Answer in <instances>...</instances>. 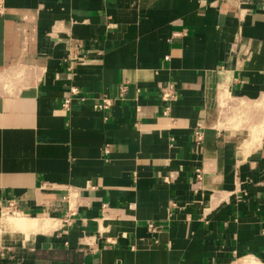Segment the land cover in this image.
Masks as SVG:
<instances>
[{
    "label": "crops",
    "instance_id": "1",
    "mask_svg": "<svg viewBox=\"0 0 264 264\" xmlns=\"http://www.w3.org/2000/svg\"><path fill=\"white\" fill-rule=\"evenodd\" d=\"M0 6V264H264V0Z\"/></svg>",
    "mask_w": 264,
    "mask_h": 264
},
{
    "label": "built area",
    "instance_id": "2",
    "mask_svg": "<svg viewBox=\"0 0 264 264\" xmlns=\"http://www.w3.org/2000/svg\"><path fill=\"white\" fill-rule=\"evenodd\" d=\"M1 7V6H0ZM179 32H175V34H178ZM165 57H168V55H166ZM159 88H160V95L167 99V98H173L174 95H175V92L174 91V84L173 83H168L167 85H159ZM72 91L75 92L76 89L75 88H72ZM125 91H126V84H120L119 86V94L121 96H123L125 94ZM68 101H69V98H65L64 99V105L67 106L68 105ZM111 104V98L108 97V96H101V98L99 100H97L95 103H94V106L96 108H107L109 105ZM169 107L167 106L165 111H167ZM198 138H201V135H197ZM171 174H169V176L165 177V178H168L170 177ZM7 208L10 209L11 212H15L16 209H15V205L13 203V201H9L8 203V206ZM156 222L154 221H148L147 222V227L149 228V230L151 231H156L157 230V226L155 224ZM154 241H157V238L155 237L154 238Z\"/></svg>",
    "mask_w": 264,
    "mask_h": 264
},
{
    "label": "bare ground",
    "instance_id": "3",
    "mask_svg": "<svg viewBox=\"0 0 264 264\" xmlns=\"http://www.w3.org/2000/svg\"><path fill=\"white\" fill-rule=\"evenodd\" d=\"M13 214H17V213L14 212ZM29 220H30L29 218H25L23 216L13 217V218L12 217H8L6 222L12 227H17V228L23 229V228H25V224L29 223ZM243 262H244V260H243ZM248 262H249V260H248ZM244 263H242V261L240 260V261L236 262L235 264H244Z\"/></svg>",
    "mask_w": 264,
    "mask_h": 264
},
{
    "label": "rangeland",
    "instance_id": "4",
    "mask_svg": "<svg viewBox=\"0 0 264 264\" xmlns=\"http://www.w3.org/2000/svg\"><path fill=\"white\" fill-rule=\"evenodd\" d=\"M21 215H18V214H13L11 211H10V209L9 208H4V209H2V214H1V221H0V232L8 225V228H10V229H13V230H15V229H18L17 227H12V226H10L6 221H7V218L8 217H20ZM4 221V222H3ZM38 222H42V221H38ZM24 230V229H23Z\"/></svg>",
    "mask_w": 264,
    "mask_h": 264
}]
</instances>
